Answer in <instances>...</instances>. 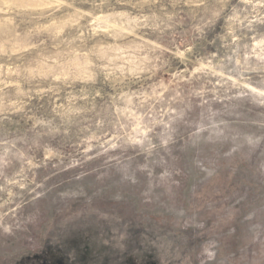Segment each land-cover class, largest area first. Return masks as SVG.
Returning <instances> with one entry per match:
<instances>
[{
  "label": "clouds",
  "instance_id": "obj_1",
  "mask_svg": "<svg viewBox=\"0 0 264 264\" xmlns=\"http://www.w3.org/2000/svg\"><path fill=\"white\" fill-rule=\"evenodd\" d=\"M264 264V0H0V264Z\"/></svg>",
  "mask_w": 264,
  "mask_h": 264
},
{
  "label": "rangeland",
  "instance_id": "obj_2",
  "mask_svg": "<svg viewBox=\"0 0 264 264\" xmlns=\"http://www.w3.org/2000/svg\"><path fill=\"white\" fill-rule=\"evenodd\" d=\"M53 259H55V256L53 255L52 247L45 244V246L36 253L21 258L18 264H52ZM129 264H134V262L130 261Z\"/></svg>",
  "mask_w": 264,
  "mask_h": 264
}]
</instances>
